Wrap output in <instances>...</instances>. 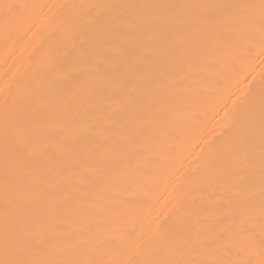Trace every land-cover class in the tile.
Masks as SVG:
<instances>
[{
	"label": "bare ground",
	"instance_id": "bare-ground-1",
	"mask_svg": "<svg viewBox=\"0 0 264 264\" xmlns=\"http://www.w3.org/2000/svg\"><path fill=\"white\" fill-rule=\"evenodd\" d=\"M0 264H264V0H0Z\"/></svg>",
	"mask_w": 264,
	"mask_h": 264
}]
</instances>
